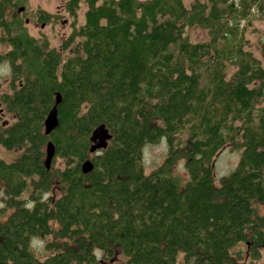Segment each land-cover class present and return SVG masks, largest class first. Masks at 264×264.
I'll return each instance as SVG.
<instances>
[{
    "label": "trees",
    "instance_id": "trees-1",
    "mask_svg": "<svg viewBox=\"0 0 264 264\" xmlns=\"http://www.w3.org/2000/svg\"><path fill=\"white\" fill-rule=\"evenodd\" d=\"M23 1L0 0V41L8 45L0 62L10 68L0 101L14 115L0 122V147L21 149L13 161L0 159L11 210L0 219V264H95L96 250L110 261L116 249L124 258L109 264H234L230 250L240 242L258 258L264 67L245 47L244 30L264 19V0H65V56L27 32ZM34 15L51 24L61 17L40 8ZM236 15L243 24L227 29ZM193 25L208 38L190 41L185 30ZM53 107L57 125L46 134ZM100 123L111 138L91 153L89 136ZM161 137L167 153L145 173L142 147ZM226 144L240 155L214 184L213 159ZM179 158L183 184L171 175ZM86 159L92 168L83 173ZM53 184L60 195L44 197ZM50 233L59 242H47L48 255L36 258L29 241Z\"/></svg>",
    "mask_w": 264,
    "mask_h": 264
},
{
    "label": "rangeland",
    "instance_id": "rangeland-1",
    "mask_svg": "<svg viewBox=\"0 0 264 264\" xmlns=\"http://www.w3.org/2000/svg\"><path fill=\"white\" fill-rule=\"evenodd\" d=\"M65 0H24L20 5L22 11L19 15L22 17L23 24L29 34L34 37H45L50 46L59 49L63 56L70 52V47L64 49L61 47L63 39L67 36L70 30L71 18L68 17L64 11L63 5ZM191 0H183L185 5H188ZM42 9L47 12L60 14V20L56 23H40L36 20L34 11L36 9ZM84 11V4L80 3L77 12V22H82V12ZM8 16L11 14V8L7 10ZM229 28H233L235 25L240 26L243 24V18L236 15L228 21ZM233 25V26H232ZM187 38L192 42L203 41L208 38L206 31L196 25L187 27L185 30ZM244 38L246 39L245 47L252 52V54L257 57L262 66L264 67V19L260 17L252 18L250 23L246 25L244 30ZM8 49L6 43L0 41V51H5ZM233 71V68H229L228 74ZM9 77L10 68L6 61L0 62V93L9 92ZM14 119L12 112L7 111L4 105L0 101V122H11ZM163 137L159 138L156 142L146 143L142 147V157L146 154L150 161H157V166L162 162L165 155L161 156L158 141ZM166 146L167 143L164 140ZM21 153V149H5L0 147V159L10 162L18 158ZM240 155V148L233 147L230 144L223 146L214 156L213 159V170L212 175L214 179V184H218V178L221 175H226L235 166ZM61 161L59 158L55 161L54 166H61ZM143 167V166H142ZM154 169V168H153ZM143 171L145 172L144 168ZM150 172V171H148ZM145 172V173H148ZM61 190L57 184H53L51 189L44 193V197L51 196L56 198L60 195ZM28 196V191L25 190L21 193L20 198H26ZM4 192L3 186L0 183V219H5L7 214L11 211L7 208L3 201ZM255 212L258 215H264V204L254 203ZM37 238V242L33 245L31 249L33 255L42 259L48 255L50 250L45 248L47 242H59V240L52 234H41L33 236ZM32 237V238H33ZM31 238V239H32ZM97 262L95 264H109L110 262H116L123 260L119 249L115 250V257L110 261L102 258L100 251L96 250ZM230 254L234 260V264H264V247L260 250V256L256 259H252L249 256V252L244 243L240 242L233 246L230 250Z\"/></svg>",
    "mask_w": 264,
    "mask_h": 264
},
{
    "label": "water",
    "instance_id": "water-1",
    "mask_svg": "<svg viewBox=\"0 0 264 264\" xmlns=\"http://www.w3.org/2000/svg\"><path fill=\"white\" fill-rule=\"evenodd\" d=\"M57 125L56 111L53 107L47 114L44 120V133H49ZM111 138V133L104 123L96 125L89 136V152H94L98 149H103L107 146L108 141ZM53 154V146L50 142L47 143L45 148V166H49L50 158ZM92 168V163L89 159H86L81 164V171L83 173L88 172Z\"/></svg>",
    "mask_w": 264,
    "mask_h": 264
},
{
    "label": "clouds",
    "instance_id": "clouds-1",
    "mask_svg": "<svg viewBox=\"0 0 264 264\" xmlns=\"http://www.w3.org/2000/svg\"><path fill=\"white\" fill-rule=\"evenodd\" d=\"M158 145L160 148L161 156L166 155L167 153V146L163 139L158 141ZM142 166L145 170V172L151 171L153 168L157 166V161H150L148 156L145 154L141 160ZM171 175L173 178H175L179 183L183 184L187 180V171L185 168V162L182 158H179L175 161ZM37 242V238L33 237L29 241V247L32 248L33 245Z\"/></svg>",
    "mask_w": 264,
    "mask_h": 264
},
{
    "label": "built area",
    "instance_id": "built-area-1",
    "mask_svg": "<svg viewBox=\"0 0 264 264\" xmlns=\"http://www.w3.org/2000/svg\"><path fill=\"white\" fill-rule=\"evenodd\" d=\"M232 26H233V25H232ZM229 27H230V26H228V24H226V28H227V29H230Z\"/></svg>",
    "mask_w": 264,
    "mask_h": 264
},
{
    "label": "flooded vegetation",
    "instance_id": "flooded-vegetation-1",
    "mask_svg": "<svg viewBox=\"0 0 264 264\" xmlns=\"http://www.w3.org/2000/svg\"><path fill=\"white\" fill-rule=\"evenodd\" d=\"M21 10H22V9H21ZM21 10H20V11H21Z\"/></svg>",
    "mask_w": 264,
    "mask_h": 264
}]
</instances>
